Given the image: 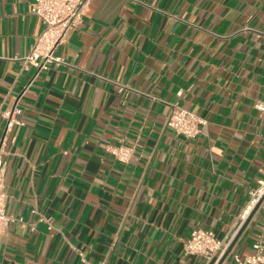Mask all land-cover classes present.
Instances as JSON below:
<instances>
[{
  "label": "crops",
  "instance_id": "crops-1",
  "mask_svg": "<svg viewBox=\"0 0 264 264\" xmlns=\"http://www.w3.org/2000/svg\"><path fill=\"white\" fill-rule=\"evenodd\" d=\"M35 2L0 0V139L22 108L0 264H215L185 243L204 229L231 244L264 179V0H92L41 70ZM175 105L206 120L195 137L167 126Z\"/></svg>",
  "mask_w": 264,
  "mask_h": 264
},
{
  "label": "built area",
  "instance_id": "built-area-1",
  "mask_svg": "<svg viewBox=\"0 0 264 264\" xmlns=\"http://www.w3.org/2000/svg\"><path fill=\"white\" fill-rule=\"evenodd\" d=\"M92 0H36L31 12L38 16L44 28L32 47L30 55L26 57L27 61L32 63L38 70L46 67L47 63L60 61L55 56V50L66 39L67 33L81 23L86 8ZM17 100L12 111L3 113L6 118V125L3 135L0 139V235L5 233L10 224L16 219L6 210L8 194L6 191L5 176L7 163L6 142L8 133L12 127L18 123L17 115L22 113V108ZM256 108L264 114V100L256 102ZM206 124V120L195 112L175 105L167 119V126L174 129L177 134L187 137H195L201 131V125ZM118 160L126 162L133 155L134 147L120 145L110 150ZM259 207L253 217L263 220V229L257 234L252 247L253 252L241 258L234 254L233 259L236 264H264V179L260 181L259 186L251 191L250 201L243 212V223L259 203ZM21 220V219H20ZM242 223V224H243ZM242 226V225H241ZM230 243L225 245L218 239L213 231L204 229H195L191 233L190 239L185 243L186 254L199 255L206 261H214L215 264L221 259ZM100 264H108L102 262Z\"/></svg>",
  "mask_w": 264,
  "mask_h": 264
},
{
  "label": "water",
  "instance_id": "water-1",
  "mask_svg": "<svg viewBox=\"0 0 264 264\" xmlns=\"http://www.w3.org/2000/svg\"><path fill=\"white\" fill-rule=\"evenodd\" d=\"M261 201L255 206V208L251 211V213L249 214V216L247 217V219L244 221V223L242 224V226L240 227V229L238 230L235 238L233 239V241L231 242V244L229 245V247L227 248V250L225 251L224 255L221 257V259L218 261L217 264H222L224 262V260L226 259L227 255L231 252L232 248L234 247V245L236 244V242L238 241V239L240 238V236L244 233L245 229L248 227V225L250 224L251 220L253 219L259 205H260Z\"/></svg>",
  "mask_w": 264,
  "mask_h": 264
}]
</instances>
